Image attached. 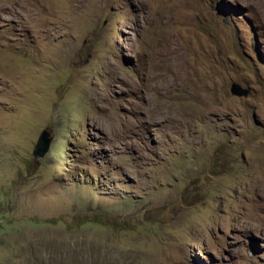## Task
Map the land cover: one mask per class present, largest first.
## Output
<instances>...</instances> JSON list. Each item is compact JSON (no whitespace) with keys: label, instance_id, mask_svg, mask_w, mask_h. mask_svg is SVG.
<instances>
[{"label":"rangeland","instance_id":"374dc122","mask_svg":"<svg viewBox=\"0 0 264 264\" xmlns=\"http://www.w3.org/2000/svg\"><path fill=\"white\" fill-rule=\"evenodd\" d=\"M0 264H264V0H0Z\"/></svg>","mask_w":264,"mask_h":264},{"label":"water","instance_id":"95a60500","mask_svg":"<svg viewBox=\"0 0 264 264\" xmlns=\"http://www.w3.org/2000/svg\"><path fill=\"white\" fill-rule=\"evenodd\" d=\"M245 90L241 89L237 83H232L231 93L237 96L245 94ZM51 136L49 131L42 130L36 140L34 149L32 151L33 157H42L48 150L49 144L51 142Z\"/></svg>","mask_w":264,"mask_h":264},{"label":"bare ground","instance_id":"6f19581e","mask_svg":"<svg viewBox=\"0 0 264 264\" xmlns=\"http://www.w3.org/2000/svg\"><path fill=\"white\" fill-rule=\"evenodd\" d=\"M188 80H189V79H188ZM166 81H167V80H166ZM167 83H168V82H167ZM167 83H166V84H167ZM183 85H184V84H183ZM165 86H166V85H165ZM160 110H161V109H160ZM148 112H150V111H148ZM163 113H164V112H163ZM165 113H166V112H165ZM155 116H156V115H155ZM157 117H158V116H157ZM155 118H156V117H155ZM159 118H162V117L159 116ZM165 120H166V119H165ZM166 122H167V121H166ZM175 122H176V121H175Z\"/></svg>","mask_w":264,"mask_h":264}]
</instances>
